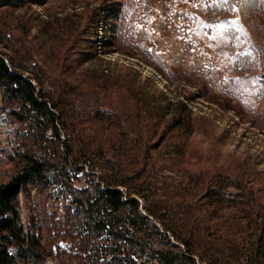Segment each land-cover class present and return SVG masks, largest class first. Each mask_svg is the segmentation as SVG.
<instances>
[{
	"label": "rangeland",
	"instance_id": "obj_1",
	"mask_svg": "<svg viewBox=\"0 0 264 264\" xmlns=\"http://www.w3.org/2000/svg\"><path fill=\"white\" fill-rule=\"evenodd\" d=\"M221 1L229 4L226 11L216 22H208L209 7ZM0 35L6 59H12L20 70L40 74L54 93L71 84L80 92L95 89V97L103 99L115 88L119 91L111 97L129 109L140 107L146 97L163 100V108L166 101L186 102L193 113V131L182 136L168 128L169 114L153 117L158 121L155 130L159 134L150 137L153 149L149 150V159L127 167L129 176L144 170L142 180L150 182V192L156 199L166 201V206H173V212L181 206L201 207L195 216L203 221L202 228L215 231L217 239L230 235L239 222L235 217L242 208L239 199L231 205L202 206L207 183L217 175H231L245 187L221 188L223 195L233 198L243 194L247 198L251 188L256 204L248 202V206L253 211L261 210L264 0H44L41 5L0 10ZM95 97L87 103L83 100L86 115L89 112L93 116L99 110L106 117L79 125V129L86 128L87 135H101L107 140L112 131L116 133L112 141L133 144L137 140L136 126L123 108L116 111L94 105ZM79 103L80 106L81 98ZM108 115H113L111 120ZM109 121L115 125H108ZM147 121V126L154 129L155 122ZM18 130L22 129L0 114V157L18 149ZM161 134L164 135L159 138ZM141 144L137 149L142 155L147 153L148 145L145 140ZM100 164L94 162L80 171L75 186L98 184V177L104 174ZM128 164L124 161V165ZM11 168L0 161V178L5 179ZM201 172L210 178L200 181L197 174ZM146 173L151 179L145 178ZM31 196L33 204L35 193ZM140 200L141 214L146 216V201ZM20 201L23 206L22 197ZM66 205L67 200L54 188L47 206L64 225ZM24 213L25 208L23 221ZM241 238L246 246L250 245L246 234ZM59 246L69 251L66 240H61ZM68 260L64 259L66 263ZM50 263L60 264L57 260ZM241 263L247 264L246 259Z\"/></svg>",
	"mask_w": 264,
	"mask_h": 264
},
{
	"label": "trees",
	"instance_id": "obj_2",
	"mask_svg": "<svg viewBox=\"0 0 264 264\" xmlns=\"http://www.w3.org/2000/svg\"><path fill=\"white\" fill-rule=\"evenodd\" d=\"M43 2L0 0V10ZM228 5L222 1L212 4L208 22H216ZM231 37L235 39V35ZM3 40L0 35V114L22 130L17 131L19 150L0 157V161L13 166L5 179L0 178V264H49L50 260L60 264H242L244 258L247 264H264V204L260 203L259 211L249 208V203L256 204L251 188L247 198L243 194L230 198L221 193L224 187L245 190L240 179L231 175L210 178L202 172L197 174L200 181L204 177L211 179L209 184L206 180L209 187L202 206L231 205L238 199L242 205L232 233L217 239L215 231L207 226L202 228L203 221L196 220L195 211L201 207L181 206V210L173 212V206H166V201L156 199L150 192V182L142 180L144 170L128 175L127 167L149 159V150L153 149L152 144L149 146L150 137L159 134L155 130L158 121L152 120L153 117L169 114L168 128L182 136L193 131V113L186 102L166 101L163 108V100L146 97L140 107L129 109L113 100L112 94L119 91L115 88L103 99L95 97L98 95L95 89L80 92L71 84L54 93L40 74L20 70L12 59H6L1 50ZM94 97V105L116 111L123 108L128 120L136 126L137 140L133 144L112 141L116 135L112 131L107 140L101 135L98 138L87 135L86 128L79 129V125L106 117L99 110L93 116L89 112L86 115L83 100L87 103ZM111 116L107 118L111 120ZM148 119L155 122L152 130L147 126ZM112 122L107 124L115 125ZM144 140L147 153L141 155L137 148ZM107 156L111 160H105ZM122 158L129 164L124 165ZM94 162L101 163L104 172L98 177L99 183L91 182V188L90 184L86 188L76 187L77 174ZM145 178L151 179L150 174ZM133 180L137 181L133 183ZM54 188L67 200L65 225L47 206ZM32 192L35 193L33 204ZM140 199L146 201V216L141 214ZM244 234L249 246L243 243ZM61 240L70 244L69 251L60 248ZM66 258H69L67 263Z\"/></svg>",
	"mask_w": 264,
	"mask_h": 264
},
{
	"label": "water",
	"instance_id": "obj_3",
	"mask_svg": "<svg viewBox=\"0 0 264 264\" xmlns=\"http://www.w3.org/2000/svg\"><path fill=\"white\" fill-rule=\"evenodd\" d=\"M51 264V263H50Z\"/></svg>",
	"mask_w": 264,
	"mask_h": 264
}]
</instances>
